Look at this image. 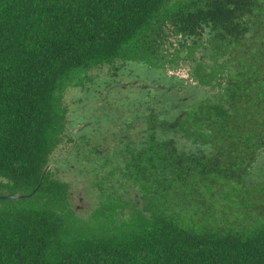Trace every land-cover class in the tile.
<instances>
[{"label": "trees", "instance_id": "16d2710c", "mask_svg": "<svg viewBox=\"0 0 264 264\" xmlns=\"http://www.w3.org/2000/svg\"><path fill=\"white\" fill-rule=\"evenodd\" d=\"M173 35L224 48L226 93L189 98L187 136L159 132L144 97L125 165L145 199L91 177L94 208L75 210L49 168L67 96ZM263 150L264 0H0V195L42 181L0 200V264H264V184L247 175Z\"/></svg>", "mask_w": 264, "mask_h": 264}, {"label": "flooded vegetation", "instance_id": "af4514ba", "mask_svg": "<svg viewBox=\"0 0 264 264\" xmlns=\"http://www.w3.org/2000/svg\"><path fill=\"white\" fill-rule=\"evenodd\" d=\"M167 47L148 46L139 58L120 62L119 74L109 67L95 72L93 80L82 91L78 90L73 104L80 105L81 110L75 113L69 107L63 143L59 146L55 162L51 161L49 166L58 167L62 178L70 183L75 210L91 211L94 208V200L85 190L91 177H106L110 186L122 184L117 186L116 192L125 200L130 194L138 204L145 199L136 184L128 186L129 178L142 177L144 172H131L125 165L130 159L128 151L132 145L143 147V141L134 138L138 132L127 138L125 130L137 121L131 131H143L144 119L150 120V115L141 107L144 97H147L148 104L155 105L159 132L171 129L176 134L187 136L188 100L193 95L189 90L188 76H181L176 69L178 58H184V52L188 54V46H169L172 51ZM82 94L87 98L83 104ZM130 104L136 105L139 116L125 110ZM71 127L76 130L72 131ZM87 155L89 159H86ZM247 175L256 183L264 184V150ZM148 176L152 175L149 173Z\"/></svg>", "mask_w": 264, "mask_h": 264}, {"label": "rangeland", "instance_id": "374dc122", "mask_svg": "<svg viewBox=\"0 0 264 264\" xmlns=\"http://www.w3.org/2000/svg\"><path fill=\"white\" fill-rule=\"evenodd\" d=\"M179 37L170 36L167 42L161 46H188L192 41L181 40ZM177 50V49H176ZM184 58H178L177 73L183 77L188 76L189 90L195 97L210 96L219 98L226 93V80L228 78V67L222 61L224 57V48L217 46L208 38H203L196 46H188V54L184 52ZM77 91H72L66 98L71 112L77 113L81 110L80 105L73 104L76 101ZM78 96V95H77ZM82 104L87 98L84 94L81 96ZM72 131L76 129L71 127Z\"/></svg>", "mask_w": 264, "mask_h": 264}, {"label": "water", "instance_id": "95a60500", "mask_svg": "<svg viewBox=\"0 0 264 264\" xmlns=\"http://www.w3.org/2000/svg\"><path fill=\"white\" fill-rule=\"evenodd\" d=\"M42 181L36 188V190L31 194H14V195H0V200H21V199H27L30 198L41 186Z\"/></svg>", "mask_w": 264, "mask_h": 264}]
</instances>
